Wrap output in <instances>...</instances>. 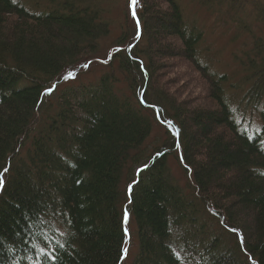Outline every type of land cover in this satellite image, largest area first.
Returning <instances> with one entry per match:
<instances>
[{
  "label": "trees",
  "instance_id": "obj_1",
  "mask_svg": "<svg viewBox=\"0 0 264 264\" xmlns=\"http://www.w3.org/2000/svg\"><path fill=\"white\" fill-rule=\"evenodd\" d=\"M129 2L0 0V264H264V13L231 84L183 0Z\"/></svg>",
  "mask_w": 264,
  "mask_h": 264
},
{
  "label": "rangeland",
  "instance_id": "obj_2",
  "mask_svg": "<svg viewBox=\"0 0 264 264\" xmlns=\"http://www.w3.org/2000/svg\"><path fill=\"white\" fill-rule=\"evenodd\" d=\"M237 2V7L233 9H230L225 4L224 7H221L223 5L212 4L215 6V11H218V13H213L212 11L199 6H193L190 3L188 4V0H183L182 2L185 12L184 21L188 27H186L184 30L186 35L192 34V26L190 25L192 24V17L197 19V24L200 28L202 27V29L204 30L203 39L200 45L198 46L201 61L204 63V65L212 67L213 71L220 73L223 72L226 75L230 76L229 82L231 84L235 83L236 80L239 78V75L237 73L238 66L234 62V55H241L243 51L247 50L250 46L251 39V35L242 32L241 24L237 20L239 19L247 25H249V23L253 24L255 21L256 14H259L261 12L264 13V0H237ZM128 8L131 10V12L133 11V6L131 4H129ZM227 8H229L228 11ZM254 34L255 36L257 35L256 32H254ZM172 61H175L176 63V60ZM179 65L181 66V71H183L182 67L185 66L186 63L181 62V64ZM172 77L176 79L175 76H170L168 79H172ZM185 77L189 79V76ZM149 80L150 79L148 75L146 83H149ZM198 80L202 81L203 79L199 77ZM237 88L238 87L235 86L232 91L226 92L227 96L231 97L230 105L233 109L238 107L242 108L244 106V102L242 101V92L240 94L237 93ZM143 92L145 96L147 93L146 87ZM196 93L197 95L195 96H197L196 98L198 100L204 99V95L203 93H201V90H197ZM140 97L144 99L143 96L139 95V98ZM181 98H183V96H181ZM144 101L146 100L144 99ZM261 108H264V99L259 106V109ZM238 115H242V113L239 112ZM255 117V111H253V113L251 114L249 111L244 112V125L248 127L250 133H253V124ZM153 128L154 138L159 136V134L163 132V129L157 122ZM262 140L264 142V136L262 137ZM176 174H179V171H176ZM204 219L205 218L202 217V221H204ZM131 235L132 234L126 236L127 238L125 241L126 244L124 243L125 248L123 260H125V258H129L130 252L133 249L131 245ZM236 237L239 239V234L236 233Z\"/></svg>",
  "mask_w": 264,
  "mask_h": 264
},
{
  "label": "snow or ice",
  "instance_id": "obj_3",
  "mask_svg": "<svg viewBox=\"0 0 264 264\" xmlns=\"http://www.w3.org/2000/svg\"><path fill=\"white\" fill-rule=\"evenodd\" d=\"M136 3H137V0H130V4H131L132 6H135ZM132 15H133L134 18L136 17V12H135V10H134V7H133ZM137 28H139V22H138V20H137ZM55 87H56V86L54 85L52 88L47 89L46 92L50 94L51 92H53V91L55 90ZM5 171H7V170L5 169ZM2 184H3V180L0 179V185H2Z\"/></svg>",
  "mask_w": 264,
  "mask_h": 264
}]
</instances>
